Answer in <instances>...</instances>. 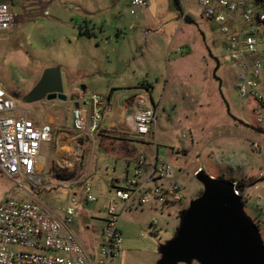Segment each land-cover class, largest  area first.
Listing matches in <instances>:
<instances>
[{
    "label": "rangeland",
    "instance_id": "obj_1",
    "mask_svg": "<svg viewBox=\"0 0 264 264\" xmlns=\"http://www.w3.org/2000/svg\"><path fill=\"white\" fill-rule=\"evenodd\" d=\"M129 1L0 0L19 15L16 29L0 34V87L19 110L27 111L28 118L39 123L48 122L54 115L58 123L55 131L76 135L72 123L74 103L70 100L86 94L105 98L99 125L102 130L92 137L96 143L93 139L86 142L81 166L67 146L59 144L56 149L54 137L55 149L50 155L48 144H42L40 150L48 158L41 176L50 183L33 186L22 178L12 181L0 171V203L4 199L35 202L51 217H61L75 192L79 211L70 227L81 241L90 235L88 241L97 247L104 225L99 217H104L102 205L111 181L117 179L113 185H120L125 170L131 174L135 158H149L156 149L158 156L176 170L182 200L173 205L152 200L145 206L127 209L119 222L121 254L111 264L157 262L158 248L173 236L179 212L202 192L194 178L198 167L211 178L240 184L237 189L243 209L264 243V127L257 125L251 101L237 93L235 69L218 25L210 24L203 16L198 0H147L148 6L136 9L134 14L130 13ZM142 10L149 16L140 13ZM158 22L165 24L168 32L179 31L173 43L170 37L151 40V27ZM257 39L260 42L261 36ZM181 43L191 47L187 60L182 57L184 51H172ZM258 46L264 50V43ZM174 60L178 69L173 73L170 67ZM51 67L60 70L66 101L23 102L43 71ZM159 69L164 72L162 80H155L154 72ZM258 81L264 83V67ZM142 82L153 87L150 95L157 105L154 135L137 138L116 132L121 104ZM111 87L129 93L122 94L118 107L110 111L105 100ZM262 93L264 99V85ZM138 95L147 101L146 94ZM113 101L111 98L110 104ZM244 123L257 127L261 134ZM252 142L259 144V151L251 150ZM61 168L67 176L73 173L78 180L86 178L98 200L85 202L81 183L59 185L57 173ZM154 220L156 224L150 226Z\"/></svg>",
    "mask_w": 264,
    "mask_h": 264
},
{
    "label": "built area",
    "instance_id": "obj_2",
    "mask_svg": "<svg viewBox=\"0 0 264 264\" xmlns=\"http://www.w3.org/2000/svg\"><path fill=\"white\" fill-rule=\"evenodd\" d=\"M197 4L203 16L218 25L224 36L227 57L236 71L238 95L254 101L256 123L264 124V99L258 81L264 67V50L258 46L264 43V0H198ZM129 6L134 14L136 9L146 7L147 1L130 0ZM18 17L6 3H0V32L12 29ZM104 99L97 94H86L70 100L74 103L73 128L80 136L90 138L99 130ZM133 103L136 109L131 124L122 128V132L137 138L148 137L153 134L156 110L144 98H134ZM52 138L50 123L29 119L27 111L19 110L0 87V171L5 177L12 181L22 178L39 186L42 181L38 174L39 152L42 144L50 143ZM75 146L80 152V147ZM250 147L255 152L260 150L257 142H252ZM131 171L104 197L102 238L95 253L87 252L70 228L79 206L76 193L70 196L61 217H51L35 202L4 199L0 203V264H111L121 254L119 222L127 209L145 206L152 200L160 205L182 200L176 170L158 156L156 149L149 160L138 155ZM78 179L76 174L61 178L58 183H81L84 201L96 202L99 196L92 191L90 183L86 178ZM155 224L154 220L150 226Z\"/></svg>",
    "mask_w": 264,
    "mask_h": 264
},
{
    "label": "water",
    "instance_id": "obj_3",
    "mask_svg": "<svg viewBox=\"0 0 264 264\" xmlns=\"http://www.w3.org/2000/svg\"><path fill=\"white\" fill-rule=\"evenodd\" d=\"M66 101L58 67L47 68L23 102ZM201 194L178 215L173 236L158 248L155 264H264V243L245 213L235 184L198 168Z\"/></svg>",
    "mask_w": 264,
    "mask_h": 264
},
{
    "label": "crops",
    "instance_id": "obj_4",
    "mask_svg": "<svg viewBox=\"0 0 264 264\" xmlns=\"http://www.w3.org/2000/svg\"><path fill=\"white\" fill-rule=\"evenodd\" d=\"M147 1V0H146ZM8 5V4H7ZM9 7H10V9L13 11V12H15V13H18V11L16 10V9H14L12 6H10V5H8ZM147 6H148V2H147ZM146 6V7H147ZM147 9V8H146ZM145 9V10H146ZM145 10H142L140 13H143V15L144 16H146V15H148L149 16V12L148 11H145ZM19 18V17H18ZM186 19H187V17H186ZM208 20V19H207ZM209 21V20H208ZM210 22V21H209ZM210 24H212L213 25V23L212 22H210ZM16 27H17V23H16V25L12 28V29H10V30H8V31H3V32H0V34H3V33H7V32H12L13 30H15L16 29ZM151 28H154L153 29V31H151L150 32V35H151V33H153V36L151 37V40L153 39H155V38H158V39H161L162 40V38H167V37H170L171 39H172V41H171V43H173V41L175 40V38H176V36L178 35L177 33L179 32V31H177V29L176 30H174V31H171V32H168L167 31V26L164 24V25H162V22L160 23V22H158L156 25H153ZM147 31H145L144 32V34L147 36L148 35V33H149V31H148V29H146ZM156 37H155V36ZM190 50H191V47H189L188 46V44L187 43H181V45H178V46H175V47H172V51L175 53H178V52H182V51H184V53L186 54L185 56H182V57H186V58H184L185 60H187V58H189V52H190ZM183 59V60H184ZM182 61V60H181ZM176 65H177V63H176V60H174L173 62H172V65H171V69H172V72L174 73V71H176L177 69H178V67H176ZM235 69V68H234ZM145 74H147V73H145ZM162 74H164V72H163V70L161 69H159V70H157L156 72H154V75H156L154 78H155V80H162ZM235 82H236V71H235ZM260 83H261V81H260ZM262 85H264V83H262L261 84V89H262ZM134 89H133V91L132 92H134L133 94H129V98L126 100V101H124L122 104H121V106H120V109H119V112H118V114H117V118H116V126L117 127H115V131L116 132H121L122 134H126V135H132V134H127V133H123L122 132V128H124V127H127V126H130V124H131V116H132V113L135 111V109H136V106L134 105V103H133V99L134 98H143L142 96H140V95H138V93H140V94H146L148 97H147V103L148 104H152L153 106H154V108H155V110H156V118H157V105H155V103H154V101L152 100V97H151V95H150V92H151V90L153 89V87H152V85L151 84H149V83H144V82H142V83H139L138 85H136L135 87H133ZM118 89H120V88H116V87H111V88H109V91H108V94L106 95V100H105V102L107 103V106H108V110H112L114 107H118V100H119V97L122 95V94H124V93H126V94H128L129 92H118V91H115V90H118ZM111 98H113V102H112V104H110V101H111ZM248 100H250L251 101V110H252V112L255 114V112H254V110H253V108H254V101L251 99V98H247ZM147 104V105H148ZM104 110H105V107H104V103H103V110H102V114L104 113ZM256 115V114H255ZM54 115H50V119H49V121L48 122H46V123H50L51 125H52V129H53V138H52V141L50 142V143H46V144H48V147L50 148V153H49V155L51 154V152L52 151H54V146H53V144H54V137H55V145L57 146L56 147V149L58 150V145L59 144H61L60 146H67V148L68 149H71L73 152H74V156H75V159L76 160H78L79 161V163L82 161V157H83V151L85 150V148H86V142H88V141H90V140H92L93 138L92 137H87V136H80L79 134H78V132H77V134L76 135H73L72 133H70V134H68V133H66L65 131H63V130H60V131H55L54 130V125H58V123L57 122H55V119H54V117H53ZM102 116V115H101ZM255 119H256V116H255ZM241 121V120H240ZM256 121V120H255ZM34 122H36V121H34ZM242 122V121H241ZM245 124V123H244ZM100 125V124H99ZM246 125V127H248L251 131H254L255 133H257V134H261L260 132V130L257 128V127H255V126H253V125H247V124H245ZM244 125V126H245ZM258 125V124H257ZM260 125V124H259ZM260 127H264V124H261L260 125ZM102 130V128H100L99 127V130L97 131V133H95V134H98V133H100V131ZM154 131H155V127L153 128V134H151L150 136H152V135H154ZM94 134V135H95ZM264 135V134H263ZM150 136H148V137H150ZM96 143V139H93L92 140V143ZM75 145H78L79 147H80V149H81V151L79 152V149L77 148V146H75ZM41 150V149H40ZM80 153V154H79ZM49 155H48V157H49ZM39 156H40V170H39V175H40V177H41V180L42 181H44V182H42L41 181V184H43V183H50V180L47 178V177H42L41 176V173L43 172L42 170H44L43 168H45V166H46V163H47V159L48 158H46L44 155H42L40 152H39ZM152 156V155H151ZM151 156L149 157V158H147L148 160L151 158ZM43 160V162L41 163V161ZM80 166H81V163H80ZM133 168V167H132ZM198 168H201V167H198ZM65 169L64 168H61V169H58V173L57 174H60V175H63L64 174V176H67L66 174H65V171H64ZM129 174V170H125V176L126 175H128ZM73 176H75V174L73 175ZM124 176V177H125ZM59 177V176H58ZM61 178H63V179H65V177H59V178H57L58 180L59 179H61ZM68 178V177H67ZM56 179V180H57ZM116 182H118V180L117 179H114L113 181H111V183H110V191L107 193V195L111 192V190H112V186H113V184L114 183H116ZM73 194H75V192H73ZM105 197V196H104ZM104 203H105V199H104ZM104 203H103V205H104ZM103 205H102V210H103ZM78 211H79V206H78V208H77V210H76V215H77V213H78ZM104 212V211H103ZM58 216V215H57ZM59 217V216H58ZM75 217V216H74ZM100 220H103V222H104V217L101 215L100 217ZM73 220H74V218H73ZM73 222V221H72ZM71 228V227H70ZM72 230V229H71ZM86 231H88L89 232V228H87L86 227V229H85ZM84 230V231H85ZM73 232V231H72ZM88 232H86V233H88ZM74 233V232H73ZM75 234V233H74ZM87 236H88V234H87ZM90 236V235H89ZM88 236V237H89ZM87 237V238H88ZM86 237H84V239H85V241H81L79 238V241H80V243L82 244V246H83V248L87 251V252H89V253H95L96 252V250H97V248H98V246L97 247H93V245L90 243V241H88V239H87Z\"/></svg>",
    "mask_w": 264,
    "mask_h": 264
},
{
    "label": "trees",
    "instance_id": "obj_5",
    "mask_svg": "<svg viewBox=\"0 0 264 264\" xmlns=\"http://www.w3.org/2000/svg\"><path fill=\"white\" fill-rule=\"evenodd\" d=\"M175 1H176V0H175ZM176 3H177V2H176ZM184 19H186V17H185ZM83 33H84V32H83ZM73 175H74L73 173H70L68 176H71V177H72ZM58 176H59V177H65L64 174H63V175L58 174ZM68 176H67V177H68ZM229 181H230V182H234L233 180H229ZM235 186H236V188H239V187H240V184H236Z\"/></svg>",
    "mask_w": 264,
    "mask_h": 264
}]
</instances>
